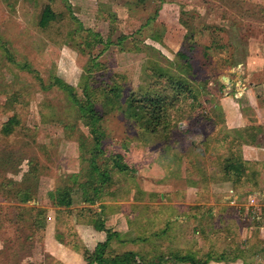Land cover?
<instances>
[{"label": "rangeland", "instance_id": "obj_1", "mask_svg": "<svg viewBox=\"0 0 264 264\" xmlns=\"http://www.w3.org/2000/svg\"><path fill=\"white\" fill-rule=\"evenodd\" d=\"M154 94L174 105L148 111ZM245 144L264 147V0H0V264H87L104 243L264 264V166L230 168Z\"/></svg>", "mask_w": 264, "mask_h": 264}, {"label": "trees", "instance_id": "obj_2", "mask_svg": "<svg viewBox=\"0 0 264 264\" xmlns=\"http://www.w3.org/2000/svg\"><path fill=\"white\" fill-rule=\"evenodd\" d=\"M58 19V16L56 15V13L53 11V9H52V7L51 6H47L45 9H44V11H43V13H42V16H41V19H40V22H39V25H40V27H42V28H45V27H47L49 24H51L52 22H54V21H56ZM181 85H183V84H181ZM185 86V85H184ZM186 87V86H185ZM183 88H182V86H179V90H177V92H175V95H174V101H176V102H179L180 101V98H179V96H181V94L183 93ZM184 92H187V94H189V95H192L194 98H196V94H195V92L193 91V88H192V86H190L189 85V88H185V90H184ZM88 97H89V99H88V102L89 103H91L92 104V106H91V110L88 112L89 113V116H90V118L92 119V118H94L93 117V114H94V116L96 115H98V112H97V110H96V108H95V104H94V106H93V101L91 100L90 101V99H91V96L90 95H88ZM155 98H156V96H155V94L154 95H152V96H148L147 97V101H148V106H145V108H147V110L148 111H150V110H153V109H157V107H158V105H161L162 107H163V109L165 110V111H167L168 109H171V107L174 105L173 103L171 104V103H168V101L167 100H163V101H161V102H156L155 101ZM175 102V103H176ZM88 103V104H89ZM91 104H89V105H91ZM85 106V105H84ZM165 107V108H164ZM129 108H130V111H131V113L134 115V117L137 119V118H139L140 117V112H141V107H138V106H136V103H131V105L129 106ZM150 108V109H149ZM85 109H87L86 107H85ZM164 111V112H165ZM153 112V111H152ZM177 112V111H176ZM150 113V112H149ZM193 118H195V116L193 115V114H191L189 117H187L186 119L187 120H191V119H193ZM91 119H89V120H91ZM13 121H14V119H13ZM16 121H17V119L15 118V123L14 124H8V125H4L3 126V131H5V133H9V132H11V129H12V127H13V125H15L16 124ZM241 156H243L242 155V152H241V154H240ZM255 165V163H251V162H249V161H246V160H244V158L243 157H241V160L238 162V160L235 162V163H233V164H231V166H230V168L232 169V170H238L240 167L242 168L241 169V172L244 170H247V168H249V166L251 167V166H254ZM118 167V169L121 171V172H124V171H126L127 169L124 167V166H117ZM236 170V171H237ZM238 172V171H237ZM253 172H254V170H253ZM259 174V170H256L253 174H251V176L249 177V184L251 183V182H253V184H255V185H258V182H257V175ZM238 182V181H237ZM236 186V185H235ZM256 190V189H255ZM254 191V190H253ZM59 204L60 205H66V206H69L70 205V201L69 200H65V198H63V200H61L60 202H59ZM97 229L99 230V231H102L104 228H103V226H102V224H100V225H97ZM110 239V237L108 238V240ZM106 247V243H104V244H102L99 248V250H97V256H96V258L95 259H93L92 257H90V256H86L87 257V264H94L95 262H97L98 264H143L142 263V261H141V259L139 258V257H137L135 254H133V253H130V252H126V253H123V254H120V255H113V254H111V255H109V256H106V257H100V254H101V249H103V248H105ZM181 262H190L191 264H197V262L194 260V258L193 257H191V256H184V257H182V258H178ZM221 259V258H220ZM208 259H206V261H207ZM206 261H202V262H199L200 264H204V263H206Z\"/></svg>", "mask_w": 264, "mask_h": 264}, {"label": "crops", "instance_id": "obj_3", "mask_svg": "<svg viewBox=\"0 0 264 264\" xmlns=\"http://www.w3.org/2000/svg\"><path fill=\"white\" fill-rule=\"evenodd\" d=\"M249 150V156L246 154V151ZM242 155L244 157V160H249L251 163H255V164H259V165H262L264 166V147H262L261 145L259 144H256V145H249V144H245L243 147H242ZM249 157V158H247ZM257 182H258V189L256 190H250V191H253L252 192V198L256 197L255 194L257 195H262V197H264V174H262L261 171H259V174L257 175ZM237 193V192H236ZM238 195V194H236ZM236 195H235V198H236ZM240 261V260H239ZM238 262V261H237Z\"/></svg>", "mask_w": 264, "mask_h": 264}, {"label": "built area", "instance_id": "obj_4", "mask_svg": "<svg viewBox=\"0 0 264 264\" xmlns=\"http://www.w3.org/2000/svg\"><path fill=\"white\" fill-rule=\"evenodd\" d=\"M254 201H255V198L253 197V198L251 199V202L254 203Z\"/></svg>", "mask_w": 264, "mask_h": 264}]
</instances>
